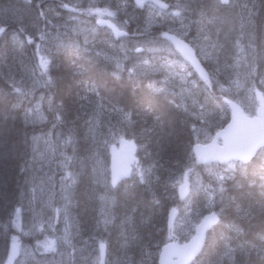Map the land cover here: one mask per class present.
<instances>
[{
  "label": "trees",
  "instance_id": "obj_1",
  "mask_svg": "<svg viewBox=\"0 0 264 264\" xmlns=\"http://www.w3.org/2000/svg\"><path fill=\"white\" fill-rule=\"evenodd\" d=\"M162 1L171 7L174 0ZM188 3L186 13L195 30L202 28L209 36L215 34L218 26L223 28L220 35L229 37L227 40L219 35L227 45L225 49L218 47L215 50L219 63L252 61V66L248 64L247 68L249 82L254 89L264 93V0H189ZM94 10L99 9L90 12L95 21L99 13L94 15ZM129 12L130 9L126 13L128 31L134 29V33H140L146 10H137L135 19H130ZM133 24L142 26L135 29ZM160 28L164 27L150 28V33L158 38ZM97 34L98 39L94 37L92 41L97 46L98 58L92 59L93 54L83 50L77 41L62 46L57 53H49L48 90L42 91V108L47 114V122L42 125L29 121L28 110L38 98L15 91L9 83L11 78L21 75L23 50L18 46L10 48L3 42L5 38L1 41L4 45H0V264H5L12 249L15 237L13 214L34 167L32 154L37 135L55 137L56 132L59 136L71 137L73 148L65 149L61 166V171L69 168L68 171L75 174L70 203L74 232H70L72 242L69 246L74 252L75 248L84 247V242L89 239L99 238L105 245L107 259L117 264H157L159 250L168 241L169 210L179 204L177 178L183 177L184 171L191 166L194 170H203V166H194L192 129L196 125L195 118L190 112L181 110L177 97L157 81L158 75L132 74L125 69L117 75L118 68L102 56L109 51L107 45L114 43V39L106 28H100ZM186 39L189 41L187 36ZM99 43H103V47ZM203 66L210 84L198 83L205 84L214 95L217 88L213 79L225 84V78L209 72L206 64ZM155 83L158 84L156 87ZM224 94L217 93L215 99L227 108ZM228 115L226 109L222 119L225 122L218 124V128L227 124ZM51 129L56 131L51 134ZM114 135L127 140L136 150L134 169L142 173H133L110 188L108 183L96 180L94 168L98 162L108 166L109 143H113ZM227 175L219 184L214 179L221 178L212 175L209 176L214 179L207 178L218 188L216 205L211 211L218 214L219 221L207 232L202 250L191 264H264V148L249 162L236 163ZM106 190L111 196L108 210L113 219L110 224L100 227L98 206H101V195ZM211 190L205 188L196 204L202 206ZM196 193L191 191L188 199L194 201ZM207 212L201 210L202 215ZM74 233L78 235L79 243L73 241ZM26 242L29 244L28 240ZM86 250H90L84 253H90L91 259L97 256V245L88 246ZM25 264L39 263L30 256Z\"/></svg>",
  "mask_w": 264,
  "mask_h": 264
},
{
  "label": "rangeland",
  "instance_id": "obj_2",
  "mask_svg": "<svg viewBox=\"0 0 264 264\" xmlns=\"http://www.w3.org/2000/svg\"><path fill=\"white\" fill-rule=\"evenodd\" d=\"M140 1L142 0H138V2ZM188 1L174 0L172 4L174 8L169 12H163L152 5L142 4L139 7L137 0H68V4H65L66 6L61 3V0H0V23L2 24L0 33L4 30L3 26L7 27L6 31L0 34V42L4 38L6 39L3 40L4 43L9 40H17L16 36L18 35L14 33L15 25H17L16 30L19 29L22 33L21 43L23 48H20L23 50L21 57L24 60L21 63V75L11 78L9 83L15 91L38 98V102L30 108L29 121L33 124L36 122L38 125L47 122L46 113L41 105L44 95L42 91H44L43 89H47L49 53L57 51L66 42L75 41L76 43L77 41L80 43L83 39L91 41L96 36L99 28H97L95 21L91 18L90 12L92 9H102L108 13L107 15L115 21L116 25L120 29L126 30L129 34L126 39L109 44L107 47L109 51H105L102 56L106 57L118 68L119 71L115 72L117 74H120L122 69H125L128 70L127 72H132V74H139L140 72L146 74L150 72L158 75L157 81L160 83L161 80V86L167 90L169 89L168 93L176 95L179 100L177 103L180 105L181 110L190 112L193 118H195L196 125L192 129L194 145L210 143L214 134L222 129L221 127L218 128V124L222 121L223 123L225 122L222 119L225 116L226 109L228 113L230 112L227 106V108L221 106L215 99L217 93L224 92V96L238 103L247 115H258L264 106V93L254 89L249 82V73L247 71L249 69L248 64L251 67L252 61L248 63L244 60L243 64L241 62L229 61L226 65L216 61L215 55L217 53L215 54V50L218 47L221 49L227 47V45L223 44L222 39L218 38V35H220L218 31L222 33L223 28L217 26L218 30L215 34L210 35V33L209 36L206 30L204 31L202 28H199L197 33L192 36V30L195 27H191L192 21L186 15ZM128 9H130V19H135L134 16L137 10H146L143 28L138 24L141 28L140 33L128 31L129 19L126 15ZM2 19L3 21H1ZM156 27H164L159 29L158 38L150 33V28ZM53 28L55 31H53ZM88 31H90L92 38ZM162 31L174 34L185 41H187L186 35H191L190 38L187 37L188 40L193 39L197 34L199 35L196 38L197 40L193 39V43L190 41V44H188L195 50L197 57L202 63L206 64L209 72H216L224 76L225 84L213 79L217 93L213 95L206 89L205 84L202 83L200 85L198 83L197 76L195 77L192 68L181 58L182 56L179 55L177 49L171 43L161 38ZM74 34L77 37H74ZM25 37L30 39L32 43H27V39L24 40ZM61 37L63 39L70 37V39L63 42ZM213 37L217 39L214 41ZM222 37L223 39L227 38L224 34ZM151 38L152 40H150ZM197 41L200 43L197 44ZM0 45L3 46L2 42ZM8 45L10 47V44ZM21 49L16 50L20 51ZM13 51L15 52V50ZM125 65L127 66L125 67ZM157 85L155 83V86ZM200 94L201 96L198 98ZM32 113L34 114L32 115ZM228 117H230V114ZM50 132L52 134L55 131L51 129ZM54 134H56L55 137L52 135H49V137L37 135L35 138L33 151L34 167L31 169L28 184L22 192L19 205L13 214L15 237L13 238L12 249L5 264H25L30 256H33L39 264L97 263L96 255L92 256L91 259L90 253H84V251H90L86 250L88 246L91 248L93 245L98 246L101 244L102 241L99 238L89 239V242H84V247H77L74 252L72 247L69 246L72 242L70 232H74L70 203L75 174L67 170L61 171V165L64 162L65 149L69 147L72 150L73 144L70 139L71 137L67 139L65 135L59 136L56 132ZM113 137V143L109 144V155L115 149L128 144L127 140L125 141L120 136L114 135ZM218 143H220V140H218ZM194 164L196 165V161H194ZM235 164L233 162L224 165L215 163L205 164L202 168L204 171L194 170V167L191 166V170L187 173L189 175V179L187 176L189 184L188 194L184 201L178 205L179 215L175 219L174 230L172 232V235L177 238L179 243H185L194 235L195 228L202 216L201 210L211 211L216 205L218 188L212 185L207 178L214 179L212 177H219L221 179H214L219 184L220 180L229 176L227 173L233 169ZM108 168L109 165L105 167L101 162H98L94 168V176L98 182L102 184L108 183L112 188L114 184L110 182ZM133 173H142V171L134 169ZM209 175H212V177ZM106 176H108V179ZM182 183V177L178 176L177 186ZM205 188H212V190L208 192L210 195L205 197L206 201L201 206V204L196 203L199 202L198 200L204 194L203 190ZM107 191L101 195L103 224L107 222V210L111 203L109 199L111 196L109 195V191ZM191 191H197L194 198L195 202L193 199H188ZM103 224L100 227H103ZM58 232L60 234L57 237ZM27 238L35 240L27 244L23 240ZM73 238L75 243H79V237L76 233L73 234ZM58 239L61 240V243L58 242ZM167 242L171 241L168 240ZM88 259L91 260L87 261ZM105 263L117 264V262L109 261L107 258Z\"/></svg>",
  "mask_w": 264,
  "mask_h": 264
},
{
  "label": "water",
  "instance_id": "obj_3",
  "mask_svg": "<svg viewBox=\"0 0 264 264\" xmlns=\"http://www.w3.org/2000/svg\"><path fill=\"white\" fill-rule=\"evenodd\" d=\"M151 2L165 9L166 5L159 0ZM101 26L114 27L109 20L98 19ZM163 39L170 41L177 50L183 55L194 72L197 73L200 80L207 83V73L201 63L196 59L188 45L173 35L164 32L161 34ZM230 110V122L213 140L205 145H196L193 147L195 161L197 164H207L217 162L218 164L228 163L230 161L248 162L252 159L256 151L264 146V106L259 116L247 117L239 105L231 100L226 101ZM221 143H217V139ZM135 151L130 144H126L112 152L109 165V178L111 182H117L122 178H127L130 174L131 165L135 161ZM184 174L183 183L178 187V197L183 201L188 194V184ZM177 215L176 209H172L168 215V233L171 236L172 225ZM216 222V218L205 216L194 231V236L185 244L177 243L176 239L161 247L158 255V264H190L191 261L199 254L205 239L207 230ZM100 261L104 264V249L99 247Z\"/></svg>",
  "mask_w": 264,
  "mask_h": 264
},
{
  "label": "bare ground",
  "instance_id": "obj_4",
  "mask_svg": "<svg viewBox=\"0 0 264 264\" xmlns=\"http://www.w3.org/2000/svg\"><path fill=\"white\" fill-rule=\"evenodd\" d=\"M159 1H161V2H163V4H165L166 5V8L165 9H160V8H158V9H160V10H162L163 12H169L172 8L169 6V4L168 3H166V2H164V1H162V0H159ZM137 2H138V0H137ZM183 2V1H182ZM142 4H146V5H152V6H154V4L151 2V0H142V1H140V2H138V5H139V7H141L142 6ZM189 4V3H188ZM50 5V4H49ZM48 5V6H49ZM57 6V5H56ZM190 6V5H189ZM194 6V5H193ZM208 6H209V4H208ZM50 8V7H49ZM53 8V7H52ZM57 8V7H56ZM204 9V8H203ZM58 10V9H57ZM186 10V9H185ZM190 10H192V8H190ZM59 11V10H58ZM210 11V10H209ZM60 12V11H59ZM97 12L99 13V11L98 10H94V11H92V13L94 14V15H97ZM104 12V11H103ZM188 12V11H187ZM217 12V11H216ZM224 12V11H223ZM223 12H220V14L222 13L223 14ZM228 12V11H227ZM219 13V12H218ZM226 13V12H225ZM224 13V14H225ZM104 14H108V13H106V12H104ZM185 14V13H184ZM187 14V13H186ZM221 14V15H222ZM231 14V13H230ZM188 15V14H187ZM186 16V15H185ZM184 16V17H185ZM227 16V15H226ZM230 16V15H229ZM189 17V16H188ZM108 20H109V23L114 27L113 29H111V28H109V27H105V26H101V25H99L98 24V19H103V18H101V17H97V19L95 20V25L97 26V28H106L107 30H108V34L109 35H111V37L114 39V42H116V41H118V40H121V39H126L128 36H129V34H128V32L126 31V30H122V29H120L117 25H116V23H115V21L112 19V18H110L109 17V15H107V17H106ZM15 19V18H14ZM23 19V18H22ZM60 20H62L61 18H59ZM21 20V19H20ZM33 20V19H32ZM53 20V19H52ZM185 20H187V19H185ZM229 19H227V21H228ZM3 21V20H2ZM9 21V20H8ZM24 22H26V21H24ZM138 22H139V19H138ZM4 23V22H3ZM6 23V22H5ZM12 23V22H11ZM19 23V22H18ZM28 23V22H27ZM29 24H31L30 22H29ZM45 24V23H44ZM140 24V23H139ZM191 24V23H190ZM11 25V24H10ZM23 25V24H22ZM28 25V24H27ZM26 25V26H27ZM33 25V24H32ZM55 25V24H54ZM17 26V25H16ZM23 26H25V25H23ZM34 26V25H33ZM44 26V25H43ZM47 26V25H46ZM61 26V25H60ZM64 26V25H63ZM132 26H135L134 24L132 25ZM139 26V25H138ZM137 25L135 26V29H136V27H138ZM140 26H142V25H140ZM4 27V30L0 33V34H3L5 31H6V29H7V27L6 26H3ZM6 27V28H5ZM30 27H31V25H30ZM42 27V26H41ZM59 27V26H58ZM192 27V26H191ZM14 28V27H13ZM23 28H25V27H23ZM27 28V27H26ZM32 28V27H31ZM46 28H48V27H46ZM143 28V27H142ZM193 28V27H192ZM49 29V28H48ZM54 29V28H53ZM60 29V28H59ZM70 29V28H69ZM98 29V30H99ZM139 29V28H138ZM137 29V30H138ZM186 29V28H185ZM17 30H19V29H17ZM17 30H15V32L14 31H12V32H14L16 35H18V36H16L17 38H20V36H22L21 34V32H20V30L19 31H17ZM35 30V29H34ZM58 30V29H57ZM61 30V29H60ZM132 30V29H131ZM130 30V31H131ZM191 30V29H190ZM11 31V30H10ZM31 31V30H30ZM32 31H33V29H32ZM53 31H55V29L53 30ZM87 31V30H86ZM133 31H134V29H133ZM139 31V30H138ZM141 31V30H140ZM139 31V32H140ZM28 32V31H27ZM66 32V31H65ZM84 32V31H83ZM165 31H162L161 32V34L162 33H164ZM219 32V34H220V31H218ZM222 32V31H221ZM89 33V35H90V32H88ZM138 33V32H137ZM195 33V28L192 30V36H193V34ZM233 33V32H232ZM14 34V35H15ZM25 34V33H24ZM31 34V33H30ZM60 35V34H59ZM88 35V34H87ZM86 35V36H87ZM88 35V36H89ZM96 35H98V34H96ZM147 35V34H146ZM173 36H175L176 38H178V39H180V40H182V41H184L187 45H188V47L191 49V51L193 52V54H194V56L196 57V59L201 63V65H202V67L204 68V66H203V63H202V61L197 57V55H196V53H195V50L188 44V42L187 41H185L184 39H181V38H179L178 36H176V35H174V34H172ZM186 35V34H185ZM211 35V34H210ZM63 36V35H62ZM65 36V35H64ZM70 36H72V35H70ZM76 35L74 34V37H75ZM83 36V35H82ZM151 36V35H150ZM186 36H188V38H190L191 37V35H186ZM219 36V35H218ZM217 36V37H218ZM221 36V35H220ZM220 36L218 37V38H220ZM52 37H54V36H52ZM77 37V36H76ZM90 37L92 38V36L90 35ZM98 37V36H97ZM96 36H95V38H97ZM101 37V36H100ZM222 37V36H221ZM224 37V36H223ZM223 37H222V39H223ZM227 37V36H226ZM62 38V37H61ZM84 38H86V37H84ZM89 38V37H88ZM95 38H94V40H95ZM147 38V37H146ZM162 38V37H161ZM197 37H193V39H196ZM214 38V37H213ZM46 39V38H45ZM70 39V37H66V38H62V40H63V42L64 41H67V40H69ZM72 39V38H71ZM75 39V38H74ZM90 39V38H89ZM98 39V38H97ZM100 39V38H99ZM163 39V38H162ZM193 39H190L189 41H193ZM199 39V38H198ZM212 39V38H211ZM224 39H226V38H224ZM229 39V37L227 38V40ZM16 40V39H15ZM53 40V39H52ZM102 40V39H101ZM150 40H152V38L150 39ZM197 40V39H196ZM199 40H201V39H199ZM216 40V38H214V41ZM226 40V41H227ZM38 41H39V39H38ZM149 41V40H148ZM164 41H167V40H165L164 39ZM221 41V40H220ZM219 41V42H220ZM57 42V41H56ZM90 42H93L92 40L91 41H89L88 39H83L80 43H81V46L82 47H86L87 46V44H90ZM99 42L101 43V41L99 40ZM196 42V41H195ZM207 42V41H206ZM225 42V41H224ZM224 42H223V44H224ZM66 43H69V42H66ZM65 43V44H66ZM99 43V45H101L102 47H103V43L102 44H100ZM193 43V42H192ZM198 43H200V42H198L197 41V44ZM211 43V42H210ZM230 43V42H229ZM6 44H10V48H11V46L13 47L14 45L15 46H18V47H22L23 48V45L22 44H20V41L17 39V41H13V40H9V41H7L6 42ZM59 44V43H58ZM208 44V43H207ZM215 44H218V43H215ZM221 44V43H220ZM4 45V44H3ZM98 45V44H97ZM214 45V44H213ZM54 46V45H53ZM101 46H98V47H101ZM220 46V45H219ZM226 46V45H225ZM230 46H231V44H230ZM101 47V48H102ZM215 47V46H214ZM58 48V47H57ZM62 48V47H61ZM176 48V47H175ZM208 49H209V47H207ZM216 48H217V46H216ZM25 49H26V46H25ZM54 49H56V48H54ZM177 49V48H176ZM212 49V48H211ZM211 49H210V51H211ZM219 49V48H218ZM12 50H15V49H12ZM58 50V49H57ZM10 51H11V49H10ZM178 51V50H177ZM48 52V51H47ZM58 51H56V53H57ZM179 52V51H178ZM213 52V51H212ZM10 54V53H9ZM221 54V53H220ZM52 55H54V54H52ZM98 54H93L92 56V59L94 58V56H97ZM179 55L180 56H182L181 58L182 59H184V57H183V55L179 52ZM5 56H6V54H5ZM49 56H51V55H49ZM226 56V55H225ZM230 56V55H229ZM20 57V56H19ZM53 57V56H52ZM219 57V56H218ZM221 57V56H220ZM22 58V57H21ZM21 58H19V59H21ZM24 58V57H23ZM97 58H98V56H97ZM106 58V57H105ZM7 59H9V58H7ZM101 59V58H100ZM213 59V58H212ZM217 59V58H216ZM215 59V60H216ZM24 60V59H23ZM89 60V59H88ZM97 60V59H96ZM185 60V59H184ZM183 60V61H184ZM102 61V60H101ZM186 61V60H185ZM218 61V60H217ZM5 62V61H4ZM8 62H9V60H8ZM91 62V61H90ZM105 62V61H104ZM103 61H102V63H104ZM133 62V61H132ZM134 62H135V58H134ZM187 62V61H186ZM97 63H99V62H97ZM106 63V62H105ZM131 63V62H130ZM129 63V64H130ZM29 64V63H28ZM100 65H102L101 63H99ZM187 64L189 65V63L187 62ZM12 65H14V64H12ZM110 65V64H109ZM134 65V64H133ZM184 65V64H183ZM186 65V64H185ZM104 66V65H103ZM190 66V65H189ZM12 67V66H11ZM95 68V67H94ZM107 68V67H106ZM113 68V67H112ZM26 69V68H25ZM104 69V68H103ZM117 69V68H116ZM20 70V69H19ZM204 70L206 71V69L204 68ZM109 71H110V69H109ZM135 71V70H134ZM137 71V70H136ZM8 72V71H7ZM11 73V72H10ZM18 73V72H17ZM150 73V72H149ZM206 73H207V71H206ZM20 74V73H19ZM111 74H112V72H111ZM147 74V73H146ZM116 75V74H115ZM114 75V76H115ZM118 75V74H117ZM143 75V74H142ZM207 75H208V73H207ZM140 76V75H139ZM112 77V76H111ZM137 77V76H136ZM5 78V77H4ZM18 79V78H17ZM51 80V79H50ZM114 80V79H113ZM37 81V80H36ZM41 82H42V80H40ZM51 81H53V80H51ZM202 81V80H201ZM38 82V81H37ZM101 82V81H100ZM203 83H205L204 81H202ZM20 83V82H19ZM44 83V82H43ZM160 83H161V80H160ZM6 84V83H5ZM47 84H48V82H47ZM164 84V83H163ZM205 84H210V79H209V75H208V77H207V83H205ZM2 85V84H1ZM42 85V84H41ZM49 86V85H48ZM164 86V85H163ZM4 87V86H3ZM7 87V86H6ZM47 87V86H46ZM97 87V86H96ZM156 87V86H155ZM35 88V87H34ZM41 88H43V87H41ZM158 88V87H157ZM159 88H161V87H159ZM168 88V87H167ZM9 89H10V87H9ZM93 89H94V87H93ZM93 89H92V91H93ZM96 89V88H95ZM171 89V88H170ZM15 90V89H14ZM25 90V89H24ZM44 90V89H43ZM48 90V89H47ZM51 90V89H50ZM88 90V89H87ZM90 90V89H89ZM165 90V89H164ZM169 90V89H168ZM10 91H11V89H10ZM151 91V90H150ZM171 91V90H170ZM18 92V91H17ZM37 92H39V91H37ZM86 92V91H85ZM11 93H12V91H11ZM83 93H84V91H83ZM97 93H98V91H97ZM40 94V93H39ZM41 94H43V93H41ZM49 94V93H48ZM82 94V93H81ZM94 94H95V92H94ZM99 94H100V92H99ZM99 94H97L98 96H99ZM174 94V93H173ZM10 95V94H9ZM26 96H28L27 94H25ZM79 95V94H78ZM20 96V95H19ZM25 96V97H26ZM35 96V95H34ZM80 96V95H79ZM78 96V97H79ZM83 97L85 96V95H82ZM87 96V95H86ZM85 96V97H86ZM100 96H101V94H100ZM176 96V95H175ZM24 97V96H23ZM32 97V96H31ZM36 97V96H35ZM40 97V96H39ZM77 97V96H76ZM4 98V97H3ZM19 98V97H18ZM34 98V97H33ZM37 98V97H36ZM51 98V97H50ZM80 98V97H79ZM89 98V97H88ZM29 99H32V98H30L29 97ZM28 99V100H29ZM98 99V98H97ZM35 100L36 99H34V102H35ZM38 100V99H37ZM37 100H36V102H37ZM40 100V99H39ZM52 100V99H51ZM51 100H50V102H51ZM75 100H76V98H75ZM80 100V99H79ZM224 100H225V103H226V105H227V107H228V109H229V106H228V104H227V100H228V98H224ZM179 101V100H178ZM88 103V102H87ZM86 103V104H87ZM2 105V104H1ZM49 105V104H48ZM3 106V105H2ZM12 106V105H11ZM20 106V105H19ZM37 106V105H36ZM42 106V105H41ZM89 106V105H88ZM23 107H26L25 105H23ZM48 107V106H47ZM10 108V107H9ZM17 108V107H16ZM30 108V107H29ZM28 108V109H29ZM31 108H32V106H31ZM38 108V107H37ZM45 109V108H44ZM241 109L243 110V112H244V114L246 115V116H249V115H247L246 114V112L244 111V109L241 107ZM21 110V109H20ZM48 110V109H47ZM28 111H30V110H28ZM38 111V110H37ZM57 111V110H56ZM60 111V110H59ZM15 112V111H14ZM33 112V111H32ZM61 112V111H60ZM71 112V111H70ZM40 113V112H39ZM12 114V113H11ZM24 114V113H23ZM34 113H32V115H33ZM229 114H230V112H229ZM47 115V114H46ZM51 115V114H50ZM58 115V114H57ZM62 115V114H61ZM10 116V115H9ZM23 116V115H22ZM15 117V116H14ZM27 117V116H26ZM26 117H24V118H26ZM52 119V118H51ZM55 119V118H54ZM58 119H59V117H58ZM21 120V119H20ZM46 120V119H45ZM33 121V120H32ZM43 121H44V119H43ZM42 121V122H43ZM62 121V120H61ZM49 122V121H48ZM53 122V121H52ZM229 122H230V117H229V120H228V122H227V124H225V126L221 129V130H223L228 124H229ZM20 123V122H19ZM36 123V122H35ZM40 123V122H39ZM38 124V123H37ZM37 124H35V125H37ZM60 124V123H59ZM53 125H55V124H53ZM43 128V127H42ZM47 128V127H46ZM53 128V127H52ZM221 130H219L218 132H220ZM51 131V130H50ZM56 131V130H55ZM217 132V133H218ZM41 133V132H40ZM216 133V134H217ZM216 134H214V136L216 135ZM214 136H213V138H214ZM67 137V136H66ZM106 138V137H105ZM110 138V137H109ZM109 138H108V140H109ZM47 139H49V138H47ZM67 139H68V137H67ZM54 140V139H53ZM213 140V139H212ZM211 140V141H212ZM218 140H220V143H221V139H217V143H218ZM47 142V141H46ZM109 142H112V141H110L109 140ZM108 142V143H109ZM30 143V142H29ZM106 144H107V142H106ZM110 144V143H109ZM207 144H209V143H207ZM207 144H205V145H207ZM134 145V144H133ZM197 145H201V144H197ZM205 145H201V146H205ZM105 146V145H104ZM114 146V145H113ZM194 146H196V145H194ZM193 146V147H194ZM106 147H107V145H106ZM193 147H192V152H193ZM133 148V147H132ZM262 148H264V146H262V147H260L257 151H256V153H255V155L254 156H256V154H257V152L259 151V150H261ZM134 149V148H133ZM32 150V149H31ZM134 151L136 152V150L134 149ZM98 153V152H97ZM103 154V153H102ZM102 154L100 155V156H102ZM193 155H194V152H193ZM31 156V155H30ZM32 156H33V154H32ZM102 157H104V156H102ZM134 157H135V161L132 163V165H131V170H130V174H129V176L127 177V178H129L132 174H133V171H134V165L136 164V162H137V159H136V156H135V154H134ZM30 158V157H29ZM98 158V157H97ZM33 159H34V157H33ZM103 159V158H102ZM194 159H195V155H194ZM105 160V159H104ZM251 160V159H250ZM249 160V161H250ZM248 161V162H249ZM109 162V161H108ZM235 163H247V162H240V161H234ZM213 163H215V164H218L217 162H213ZM102 164V163H101ZM207 164H210V163H207ZM31 165H32V163H31ZM66 165V164H65ZM109 165V164H108ZM203 165H205V164H197L196 163V165L195 166H203ZM62 166V165H61ZM64 166V165H63ZM67 166V165H66ZM74 166V165H73ZM204 167V166H203ZM68 168V167H67ZM65 169V168H64ZM69 169V168H68ZM68 169H66L67 171H68ZM109 169V168H108ZM191 170V168H188V169H186L185 171H184V173L182 174V179L184 178V174L185 173H188L189 171ZM109 173V172H108ZM187 176H188V179H189V175H187L186 174V181H187V184H188V179H187ZM97 177V176H96ZM127 178H122V179H120L119 181H117V182H111V180H110V182L112 183V184H114V186H116L121 180H124V179H127ZM110 179V178H109ZM26 184H28V182L26 183ZM108 186L110 187V185L108 184ZM180 186V184L177 186V193H178V187ZM111 188V187H110ZM109 188V189H110ZM113 188V187H112ZM107 189V188H106ZM188 189H189V184H188ZM108 192V191H107ZM219 195V194H218ZM105 197V196H104ZM186 198V197H185ZM218 199H219V197H217ZM105 199V198H104ZM108 199V198H107ZM110 199V201H111V198H109ZM178 202H179V204H180V202H183V201H180L179 200V197H178ZM99 203V202H98ZM178 204V205H179ZM178 205L176 204V206H174V207H171V209L169 210V212L172 210V209H176V211H177V215H176V217H175V219L178 217V215H179V209H178ZM99 208H100V218L99 219H101V224H103L102 223V214H101V208H102V202H101V206L99 205L98 206ZM97 207V208H98ZM109 207H110V205H109ZM109 209V208H108ZM96 210H98V209H96ZM108 211V219H107V222L105 223V224H103V225H107L109 222L111 223L112 222V220H111V211L110 210H107ZM97 213V212H96ZM99 214V213H98ZM168 215H169V213H168ZM207 215H211V216H213V217H215L216 218V222L213 224V225H211L210 227H209V229L207 230V232L215 225V224H217L218 223V221H219V216H218V214L216 213V212H214V211H209V212H207L206 214H204V215H202L201 216V218H200V222L202 221V219L205 217V216H207ZM98 216V215H97ZM113 219V218H112ZM111 220V221H110ZM114 221V220H113ZM116 221V220H115ZM167 222H168V220H167ZM174 222H175V220H174ZM174 222H173V225H172V230H171V236H172V238H170L169 237V233H168V240L169 241H173L174 239H176V241H177V243H179V241L177 240V238L176 237H174L173 235H172V232H173V230H174ZM199 222V223H200ZM109 223V224H110ZM199 223H198V225H199ZM197 225V226H198ZM223 225V224H222ZM196 226V227H197ZM196 229V228H195ZM107 231V230H106ZM103 232H105V227L103 228ZM207 232H206V235H207ZM206 235H205V238H206ZM26 240H28V243L30 244V242L31 241H33V240H35V239H30V238H27V239H25V241ZM204 242H205V239H204ZM237 242V241H236ZM27 243V242H26ZM168 243V242H167ZM166 243V244H167ZM179 244H185L184 242H182V243H179ZM165 245V244H164ZM163 245V246H164ZM203 245H204V243H203ZM100 246H103V249H104V264H106L105 263V261H106V258H107V256H106V249H105V245H104V243H101V244H99L98 246H97V263L96 264H99V261H100V253H99V247ZM203 247V246H202ZM134 250V249H133ZM132 250V251H133ZM201 250H202V248H201ZM201 250H200V252H201ZM199 252V253H200ZM147 253V252H146ZM199 255V254H198ZM197 255V256H198ZM137 255L135 254V257H136ZM196 256V257H197ZM134 257V256H133ZM134 257V258H135ZM195 257V258H196ZM194 258V259H195ZM157 259H158V257H157ZM194 259L191 261V263L194 261ZM135 260H136V258H135ZM133 261V260H132ZM148 261H149V259H148ZM150 262V261H149ZM143 263V262H142ZM141 263V264H142ZM157 263V262H156ZM190 263V264H191ZM194 263V262H193ZM87 264H89V263H87ZM134 264V263H133Z\"/></svg>",
  "mask_w": 264,
  "mask_h": 264
},
{
  "label": "flooded vegetation",
  "instance_id": "obj_5",
  "mask_svg": "<svg viewBox=\"0 0 264 264\" xmlns=\"http://www.w3.org/2000/svg\"><path fill=\"white\" fill-rule=\"evenodd\" d=\"M61 3L64 4V5H65V4H68V0H61ZM173 3H174V1H172V4H173ZM65 6H66V5H65ZM171 7L174 8L173 5H171ZM98 11H99L98 17H101V18H106V17H107L106 14H103L104 12H103L102 10L99 9ZM1 25H2V24L0 23V28L2 27ZM88 32H90V31H88ZM195 33H197V30H195ZM195 33H194V34H195ZM187 37H188V36H187ZM195 37H197V35H196ZM17 39L20 41V43L22 42V36H20V38H17ZM26 39H27V38L25 37L24 40H26ZM16 41H17V40H16ZM26 41H27V43H32L30 39H27ZM109 43L111 44V42H109ZM21 44H22V43H21ZM66 45H68V43H66L65 46H66ZM65 46H64V47H65ZM107 46H108V45H107ZM82 48H83V50H86L87 53H92V54H97V51H98V50H97V46H96L93 42H90V44H87L86 47H82Z\"/></svg>",
  "mask_w": 264,
  "mask_h": 264
}]
</instances>
